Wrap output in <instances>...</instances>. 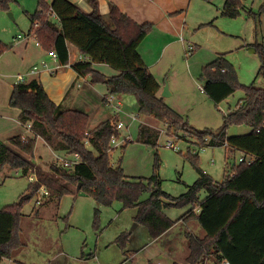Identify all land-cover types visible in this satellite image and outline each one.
Masks as SVG:
<instances>
[{
	"label": "trees",
	"instance_id": "16d2710c",
	"mask_svg": "<svg viewBox=\"0 0 264 264\" xmlns=\"http://www.w3.org/2000/svg\"><path fill=\"white\" fill-rule=\"evenodd\" d=\"M18 1L0 0V11L8 12ZM90 2L93 11L85 13L70 0H38L37 10L31 16V32L38 25L35 37L40 46L47 52H57L62 63L68 64L66 43H69L89 59L73 65L79 75L89 77L92 85L104 86L109 95L133 96L141 119L137 142L157 146L160 132L142 122V119L152 118L169 131L189 133L201 145L225 147V178L216 182L199 168L196 159L194 164L199 177L180 197L164 192L155 176L130 178L110 157L111 140L120 135L117 116L111 115L89 130L88 113L55 104L36 80L16 83L9 105L20 111L22 124H31L33 135L27 142H22L21 136L9 143L0 140V169L8 166L27 176L35 167L29 157L34 156L37 138L55 151L80 154L83 162L69 169L51 167L49 172L37 169L38 181L31 183L28 193L21 196L19 202L0 210V261L11 259L23 246L20 237L23 207L45 187L50 200L61 201L66 195L85 190L103 206L118 201L124 208H136L135 221L148 228L152 240L159 239L178 222L168 218L164 209L191 204L193 208L179 221L196 220L206 234L200 238L187 233V264H206L211 257L214 264H264V87L242 84L235 67L224 57L217 58L204 68L202 91L216 105L238 91H242L244 97L236 110L225 115L224 125L218 132L196 130L159 95L162 86L139 52L154 25L137 24L115 5L105 19L99 12L97 0ZM243 12L253 15L259 24L264 5L254 12L247 9L244 0H225L223 17L236 19ZM253 48L260 57L259 76L264 78V44H255ZM6 50L8 46L0 45V56ZM97 64L108 65L118 74L107 76L94 68ZM243 124L250 127V133L228 136L229 126ZM236 152L254 161L251 165L231 163ZM202 191L206 192L203 200L199 198ZM146 193H149L148 199L141 201ZM128 240L129 234L122 233L116 242L124 247Z\"/></svg>",
	"mask_w": 264,
	"mask_h": 264
},
{
	"label": "rangeland",
	"instance_id": "374dc122",
	"mask_svg": "<svg viewBox=\"0 0 264 264\" xmlns=\"http://www.w3.org/2000/svg\"><path fill=\"white\" fill-rule=\"evenodd\" d=\"M244 1L247 9L254 12L264 5V0ZM224 3L225 0H213L210 4L191 0L184 12L186 29L183 40L166 47L167 38L150 33L142 44L144 52L149 49L147 53L152 62L159 59L149 70L168 87L170 95L164 98L166 103L199 131L210 129L218 132L224 125L225 115L236 110L244 97V93L238 91L216 105L202 91L204 68L217 58L224 57L235 67L242 84L255 83L264 87V78L259 76V54L250 51L255 44H264V14L259 24L248 12H243L236 19L223 17ZM37 7L38 0H19L11 5L8 12L0 11V45L9 47L0 56V101H5L6 84L14 86L17 74L26 73L31 67L28 58L23 60L22 55L37 49L35 37L25 42V37L31 32V16ZM53 19L57 20L55 16ZM94 68L107 76L118 74L105 64L94 65ZM98 87L103 91L106 89L102 85ZM120 101V119L128 124L132 115L137 114L136 100L133 96H120ZM142 122L160 132L156 147L137 142L140 122H135L128 129L121 130L118 144L110 151L112 163L124 169L128 177L149 179L155 176L164 192L180 197L199 177L194 164L196 159L199 168L216 182L224 180L225 147L201 145L189 133L169 131L152 118L142 119ZM96 123L95 118L91 120L89 130ZM11 124L0 118V133L4 128L12 130ZM20 128L23 134L30 135L23 126ZM248 133L250 127L245 124L231 125L227 129L229 137ZM129 135L132 142L124 147L123 140ZM12 136L11 133L10 137H1V141L9 143ZM168 140L176 141L180 150L166 147ZM50 147L42 139L37 140L34 156L29 159L39 170L49 172L53 165L54 156L58 153ZM87 147L91 148L89 144ZM244 156L236 152L230 161L239 164V158ZM30 185L28 177L22 173H16L8 166L1 168L0 210L19 202L20 197L28 193ZM148 197L149 193L144 194L141 201ZM205 197L206 192L202 191L199 198L203 200ZM37 198L38 193L23 207L24 217L20 225L23 246L13 253L11 259H3L2 264H48L60 252L67 255L68 264H186L189 254L187 233L199 237L206 234L196 220L179 221L193 208L191 204L164 209L168 218L178 222L155 243L144 224L135 227L137 209L124 208L121 202L103 206L85 190L66 195L61 201L45 198L41 206L36 205ZM122 233L129 234L124 247L116 242ZM90 254L94 257L90 258ZM213 260L209 258L206 264H214ZM59 261H52V264Z\"/></svg>",
	"mask_w": 264,
	"mask_h": 264
},
{
	"label": "crops",
	"instance_id": "0c3cea01",
	"mask_svg": "<svg viewBox=\"0 0 264 264\" xmlns=\"http://www.w3.org/2000/svg\"><path fill=\"white\" fill-rule=\"evenodd\" d=\"M70 1L75 3L86 13H91L93 11V6L90 0ZM97 3L99 6V12L105 19H107L109 16L111 6L115 5L122 13L128 15L137 24H153L154 29L151 34H156L159 37L167 38L165 46L168 47L169 45L183 40L182 35L186 29L185 13L186 8L191 3V0H97ZM148 36L141 43L139 52L147 67L150 68V66L156 65L159 59L155 61L153 60L154 62H152V58H149L150 55L147 53L149 49L147 52L143 51L142 44L146 42ZM28 41L29 39H25V42ZM35 46L37 49L31 53H24V55H22L23 60L28 58V61L31 65L30 69L26 73L17 74V76L29 74L30 70L34 66L40 65L42 61L48 62L50 68L52 69L57 68L61 64L60 68L56 69L55 74H51L48 71H42L35 76L28 77V81H38L44 87L50 99L55 104H62L64 107H66V109L82 110L89 114L90 121L95 118L97 123L91 127L92 129L96 128L99 124L110 118L112 113L106 106L105 102V98L108 95L107 90L105 89L103 91L98 87V85H92L89 81V77L81 76L73 69V65L79 62V57L82 55L74 46L66 43V47L68 48L69 52L68 64H63L61 59V63L57 64L52 60V58L49 57L48 52L45 51L41 46L37 45L36 42ZM147 55L149 56L147 57ZM15 84L16 83L14 82V85ZM160 84L162 88L159 92V95L161 96V92L163 91L165 84ZM6 86L7 92L4 94L5 101H0V118L11 122L12 130L8 131L6 128L2 129V132L0 133V140L1 137H10L11 133L13 135L11 139L24 135L23 130L20 128V126H22L20 122V111L18 109L11 108L9 105L10 96L14 86L8 84H6ZM164 100L166 102V99ZM97 101L98 103H96ZM86 103L89 104L87 105ZM16 128H18V130H15ZM42 141L47 144L44 140ZM52 151L60 155H66L65 152H58L54 149ZM168 232H166L159 239L154 240V242L156 243ZM204 237V235L200 236V238ZM156 253H154L155 256ZM88 256L92 258L94 257V254H90ZM82 259H84L83 256ZM59 260L62 261L60 262ZM52 261H59L58 264H68L70 262L67 255L61 252ZM52 261H50L48 264H52ZM158 264H160V262Z\"/></svg>",
	"mask_w": 264,
	"mask_h": 264
},
{
	"label": "built area",
	"instance_id": "2783aa9c",
	"mask_svg": "<svg viewBox=\"0 0 264 264\" xmlns=\"http://www.w3.org/2000/svg\"><path fill=\"white\" fill-rule=\"evenodd\" d=\"M37 26H35V27L37 28ZM36 28L32 32H30V34L27 37H25V39H30V38L35 37ZM19 38H21V36H19ZM35 40H36L37 45L40 46V43L37 41L36 37H35ZM48 55L57 64L61 63L60 62V57L57 54V52L50 51V52H48ZM88 61H89L88 57H86L84 55H81L79 57V62H88ZM60 65L57 68H60ZM57 68H53L52 69V68H50L48 62L42 61L40 65L34 66L30 70L29 74H27V75H18L16 83H27V82H29L28 81V77L35 76V75L41 73L42 71H48L51 74H55ZM105 102H106V106L110 109L112 115L118 117V121H117L116 127H117V130L119 132H121V130H123L124 128L128 129L135 122H140L141 123V119L138 116V114L132 115L131 120H130V122L128 124H125L120 119V116L122 114V102L120 101V96L109 95L108 94L106 96V98H105ZM22 126L25 129H27V131H29V133H30V135H25L24 134V135L21 136L22 142H27L28 139L30 138V136L33 135L32 126H31V124H22ZM119 136H114L112 138V140H111L112 150H113V146H116L118 144V137ZM38 139H40V138H37V140ZM131 139H132V136L129 135L123 140V143L125 145H127L128 143L132 142V141H130ZM175 139L176 140H181V139H178V138H175ZM166 147H168L170 149H174L175 151H179L180 150V148L177 145L176 141H173V140H168L167 143H166ZM253 161H254V158H252V157L248 158V156H244V157H240L239 158V162L240 163H246L248 165H251ZM82 162H83V158L78 153L69 154V155L68 154H66V155L55 154L52 167L69 169V168L75 167L76 165H79ZM37 169L38 168L35 166L33 170L29 171L27 177H28L30 183H34V182L38 181V176H37V172H36ZM15 171H16V173H22L21 170H15ZM45 198H49V192L46 190L45 187H41V189L38 192V198L36 200V205L41 206L43 204V199H45ZM0 264H2V260L0 261ZM226 264H230V263H226Z\"/></svg>",
	"mask_w": 264,
	"mask_h": 264
},
{
	"label": "water",
	"instance_id": "95a60500",
	"mask_svg": "<svg viewBox=\"0 0 264 264\" xmlns=\"http://www.w3.org/2000/svg\"><path fill=\"white\" fill-rule=\"evenodd\" d=\"M10 15H11V14H10ZM11 16H12V15H11ZM250 51L255 53V52H256V49H255V48H251ZM163 90H164L163 93H162V97H163V98H165V97H167V96L170 95L167 86H165ZM80 187H81V185L78 187V191H80ZM137 226H138V224L135 225V227H137Z\"/></svg>",
	"mask_w": 264,
	"mask_h": 264
}]
</instances>
